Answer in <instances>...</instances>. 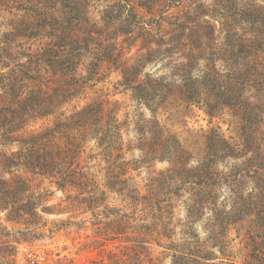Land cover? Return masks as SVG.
<instances>
[{
    "label": "trees",
    "instance_id": "obj_1",
    "mask_svg": "<svg viewBox=\"0 0 264 264\" xmlns=\"http://www.w3.org/2000/svg\"><path fill=\"white\" fill-rule=\"evenodd\" d=\"M195 1L190 22H172L171 0H102V11H94L98 0H0V16L12 18L0 34V264H13L19 245L44 228L41 213H55L39 211L45 193L36 180L63 193L73 189L79 204L96 203L88 196L91 157L84 160L83 146L92 138L112 154L103 144L120 124L109 101L87 96L112 68L121 71L116 87L152 113L180 99L202 107L210 128L193 157L157 119L140 124L144 160L168 162L159 173L166 178L149 179L142 193L120 179L128 168L109 172V188L140 206L142 216L95 214L94 244L105 256L87 264H152L154 245L171 264H264V0ZM153 31L164 51L123 53ZM155 53L171 73L145 72ZM43 120L51 125L29 130ZM171 183L177 190L170 192ZM176 204L185 211L178 240L170 220ZM9 224L24 229L13 232ZM235 244L247 251L242 261L234 258Z\"/></svg>",
    "mask_w": 264,
    "mask_h": 264
},
{
    "label": "rangeland",
    "instance_id": "obj_2",
    "mask_svg": "<svg viewBox=\"0 0 264 264\" xmlns=\"http://www.w3.org/2000/svg\"><path fill=\"white\" fill-rule=\"evenodd\" d=\"M92 3L96 10L102 11L103 3ZM161 3L168 0H158ZM173 7L170 11V19L172 22H180L182 19L190 22V19L195 15L187 12L192 2L195 0H171ZM177 1V2H176ZM214 0H205L206 4H212ZM261 1V0H258ZM157 9H161L160 6ZM93 10V9H92ZM161 9L160 12H163ZM95 20L98 17L94 16ZM7 16H0V34L8 33L7 25L10 23ZM6 27V28H5ZM150 35V34H149ZM159 32H152L148 42H134L130 45L129 49L123 52L127 57L134 58L138 53H144V49L149 47L151 52L157 49L165 50L163 46L154 44V41L160 39ZM154 37V39H152ZM162 54L155 53L154 61L149 63L146 67V73L154 75H165L171 73V68L168 66L169 61ZM167 60V61H166ZM80 70H84L83 67ZM101 80L94 83L92 86L88 99L97 98L101 96V101H109L111 110L116 109V117L119 121V132L111 135L110 139H106L107 148L113 149L112 154H105L102 151L99 143L94 140H88L84 146V160L91 157L88 163H85V169L88 172L92 182L90 189H88V196L91 199H96V203L91 200L87 203H77L75 199L70 196V192L58 191L56 185L45 181L39 183V180L34 182V185H42L40 191L43 197V202L40 205L39 211L44 207L52 209L54 214L46 215L41 213L42 223L44 228L39 231H34L33 235L27 237L28 241L19 245L13 264H87L91 260L101 259L105 254L102 253L103 248L100 244H94L96 236V228L100 227L95 214L104 216V213L112 212L117 214H131L136 213L134 218L142 216L140 206L132 207L124 194L113 190L110 187L111 180L109 172L114 168L127 170L128 173L120 176V179H127L135 183L142 189L151 178H166L159 173L165 172L169 164L168 162H147L145 161V154L141 151L143 149L140 145V132L138 128L143 121H150L157 119L161 125L166 136L176 137L183 145L184 148L190 149L193 157H198L203 144V135L210 128L209 120L202 107L189 104L181 101L180 99H172L164 104L161 108L157 109L155 113L143 105L133 101L129 94L124 93L122 89L116 87L117 83L121 81V71L114 68L106 71L101 77ZM92 91H97V94ZM87 100H81L77 104L83 105ZM105 105H108L105 104ZM110 106V105H109ZM71 108H68V112ZM52 121V119H51ZM50 122L46 123L45 120L31 126L29 130L39 129L40 127L50 126ZM214 125H219L226 136L232 135L231 129L228 127L227 122L221 119L214 120ZM16 147H14V150ZM16 151V150H15ZM193 151V152H192ZM196 158H192L189 166H196ZM120 171V170H119ZM32 180L34 177L30 174L28 176ZM6 178V177H5ZM7 178H10L8 176ZM172 188L177 190L171 183ZM42 188V189H41ZM166 190L164 191V193ZM179 191H176L171 197L176 196ZM76 194V193H75ZM74 193L72 195H75ZM108 208L109 211L106 210ZM114 216L102 219L100 221L109 222L113 220ZM185 217V211L181 205H177L170 214V220L173 225H176V233L181 236L180 222ZM137 221L133 222L135 224ZM141 223V222H140ZM46 225V226H45ZM9 230L18 231L24 229L22 226L9 224ZM109 228V227H108ZM172 228V226H171ZM52 231V232H51ZM197 231L201 232L200 225L197 226ZM42 234V235H41ZM234 236V235H233ZM176 240V241H177ZM239 242V241H237ZM119 246V244H116ZM234 258L243 260L247 251L235 244ZM108 250L114 249L113 243H107ZM242 250V251H241ZM163 249L158 246L151 247L152 264H171V259L166 257ZM106 258V257H105ZM146 264H151L149 261Z\"/></svg>",
    "mask_w": 264,
    "mask_h": 264
}]
</instances>
